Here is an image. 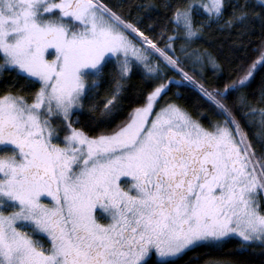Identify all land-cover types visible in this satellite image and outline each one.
I'll return each instance as SVG.
<instances>
[{
  "label": "snow or ice",
  "instance_id": "6c2138e0",
  "mask_svg": "<svg viewBox=\"0 0 264 264\" xmlns=\"http://www.w3.org/2000/svg\"><path fill=\"white\" fill-rule=\"evenodd\" d=\"M156 7L0 0V264L264 250V0Z\"/></svg>",
  "mask_w": 264,
  "mask_h": 264
},
{
  "label": "trees",
  "instance_id": "16d2710c",
  "mask_svg": "<svg viewBox=\"0 0 264 264\" xmlns=\"http://www.w3.org/2000/svg\"><path fill=\"white\" fill-rule=\"evenodd\" d=\"M200 0H197V3ZM126 6L132 3H154L157 5L156 9L153 12V18H163L164 9L163 4L165 2L176 3L177 0H121ZM142 14V13H141ZM133 15H136L135 10H133ZM196 19L202 20V16H196ZM146 22H148L146 20ZM200 47L206 49L208 51L213 52L215 55H221L217 52L218 47H223L225 54H227V43L224 42L223 38L217 33L215 36L205 35V39L201 41ZM211 70L209 69V74ZM8 75L7 73L5 74ZM10 79V77H8ZM140 80L139 75L133 77L132 83L138 84ZM6 85L0 81V92H3V89ZM176 91V89H173ZM172 96V93H169V97ZM184 107H186L190 112H192L193 116H195V111L192 109L193 100L191 97L187 99H181L177 101ZM85 114L87 111L85 110ZM118 122V121H117ZM207 121L205 120V123ZM198 257L197 261H194V264H205L206 261L212 259H223L233 261L234 264H264V250L260 248L248 249V250H238V245L235 242H230L226 247L223 248H211V247H203L199 249L196 253L190 254Z\"/></svg>",
  "mask_w": 264,
  "mask_h": 264
},
{
  "label": "rangeland",
  "instance_id": "374dc122",
  "mask_svg": "<svg viewBox=\"0 0 264 264\" xmlns=\"http://www.w3.org/2000/svg\"><path fill=\"white\" fill-rule=\"evenodd\" d=\"M199 2H200V1H199ZM199 2H198V3H199Z\"/></svg>",
  "mask_w": 264,
  "mask_h": 264
}]
</instances>
